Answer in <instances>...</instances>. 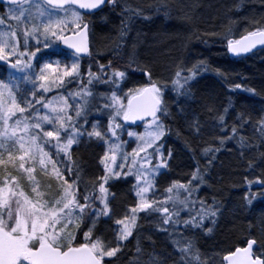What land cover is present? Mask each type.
Wrapping results in <instances>:
<instances>
[{"label":"snow or ice","instance_id":"6c2138e0","mask_svg":"<svg viewBox=\"0 0 264 264\" xmlns=\"http://www.w3.org/2000/svg\"><path fill=\"white\" fill-rule=\"evenodd\" d=\"M116 3L117 0H39L38 3L37 0H6L7 12L0 17V25L5 24L6 18L15 25L9 23L6 31H0V61L23 75L18 78L9 71V82L0 81V166L7 169L11 165L12 170L21 172L22 176L17 177L10 171L0 174V264H112V258H116L134 236L136 254L143 252L138 233L144 225L139 221L153 216L157 218L152 222L157 230L169 233L172 229L169 234L182 237L173 241L177 257L172 264H207L201 260L192 238L176 231L180 226L193 231L203 229L205 222L217 214L214 198L210 205L196 195L204 182L199 164L186 183L172 181L164 189V199L155 198L156 177L170 168L173 155L164 143L170 132L165 119L171 115L164 99L167 85L152 80L149 73L146 85L124 92L122 84L127 80L128 70L113 67L111 61L108 64L97 62L96 72L91 70L90 64L86 80L82 72L81 58L85 54L92 55L87 40L91 22L85 21V15L94 14L93 10L102 11L105 5L116 6ZM35 20L39 23H27ZM253 29L241 39L227 40V51L241 56L251 53L258 45L264 46V23L253 22ZM69 32L71 35L67 34ZM31 40H35V44H30ZM57 43L67 45L72 52L60 58L58 53L45 51ZM208 71L205 61H197L190 68L179 65L171 82L173 90L177 96L190 97L193 81L201 72ZM214 71L227 78L222 70ZM18 79L31 85L30 94L21 91ZM73 83H79V90L68 89ZM95 85H105L109 91L96 92ZM54 90H64L67 94L48 99L46 94ZM230 90L260 95L241 84ZM234 107L229 99L215 117L221 131L231 130L229 135L219 137L218 143L223 146L235 141L243 157L246 151L259 145L250 143L240 134L246 124L252 123L250 113L237 112L235 122L227 124L226 117ZM208 110L217 111L214 106ZM94 112L106 115L107 124L90 120ZM261 113L256 126L260 143L264 144V108ZM145 117L150 119L144 133L127 131L138 143L131 153L124 152L125 142L121 136L127 129L121 118L126 122ZM188 128L199 135V119L190 121ZM85 138L98 141L105 148L100 157L104 174L88 181L83 179L72 151ZM218 151L219 147L201 149L202 155L209 158V164ZM259 158L264 162V152L259 153ZM37 166L39 173L48 179L47 185L36 178ZM247 168L254 172L256 164L249 161ZM130 176L136 181L132 185L135 203L124 209L121 218H114L111 200L115 196L110 193L109 182ZM260 176H264V170ZM260 176L245 177L249 188L245 200L249 205L258 197L264 198V192H251L254 185L264 188V179ZM23 177L30 185V193L21 187ZM182 212L187 218H182ZM105 218L112 222L111 238L97 229V224ZM223 262L264 264V244L248 239L246 247H236L223 255ZM131 264L141 262L134 259ZM144 264H165V259L152 253Z\"/></svg>","mask_w":264,"mask_h":264},{"label":"trees","instance_id":"16d2710c","mask_svg":"<svg viewBox=\"0 0 264 264\" xmlns=\"http://www.w3.org/2000/svg\"><path fill=\"white\" fill-rule=\"evenodd\" d=\"M237 5L240 7L237 8ZM5 7L0 5V17L4 16ZM85 21L91 22L90 33L95 48L89 57L92 60L90 63L80 60L85 80L90 64L91 70L96 72L97 62L108 64L111 61L113 67L128 70L127 80L123 82L125 87L146 85L149 73L152 80L167 85L164 99L171 115L165 119L170 132L164 143L173 155L170 168L156 177L157 191L161 192V196L156 199H164V189L172 181L186 183L198 163L204 182L200 184L196 195L210 205L214 198V210L217 213L212 218L214 222L206 221L203 229L193 231L180 226L176 231L182 233L183 237L192 238L201 253V260L207 264H222L223 255L234 251L236 247L245 246L248 239H256L258 243L264 244V198L258 197L251 205L245 200L249 192L245 177L255 179L264 170V162L259 158V153L264 152V144L260 143L256 126L262 114L261 109L264 108V49L247 56L233 57L226 47L227 40H237L254 30L253 22L264 23V0H117L116 6L106 5L96 14L85 15ZM5 22L11 23L7 18ZM97 48L103 50L99 52ZM58 54L64 56L62 52ZM197 61H205L210 71L201 72L193 81L190 97L177 96L171 83L177 67L184 65L190 68ZM215 69L222 70L227 78L217 75ZM8 70V67L0 66V81L9 79ZM236 84L253 88L260 95L230 90ZM19 86L26 94L25 84ZM76 87L79 89V83H73L70 90H77ZM105 87L95 85L93 90L108 92L104 90ZM229 99L235 107L226 117L227 124L235 122L237 112L250 113L252 123L246 124L240 134L248 138L250 143L259 145L246 151L243 157L235 141L223 146L218 143L219 137L227 136L231 131L230 128L221 131L215 120ZM213 106L216 112L208 110ZM96 115L94 112L89 119ZM193 119L200 121L199 135L193 134L188 128ZM205 147L220 148L211 164L209 158L201 153ZM102 149L103 145L93 140L73 147V159L78 161L85 181L104 174L103 165L99 163ZM14 154L20 155L19 152ZM249 161L256 164L254 172L247 168ZM5 171L17 177L22 176L21 172L12 170L11 165L7 169L0 166V174ZM36 178L42 185H47L48 179L39 173L38 166ZM260 178L264 179V176ZM134 181V177L130 176L109 182L110 193L115 196L111 200L114 218H121L124 209L135 203L132 191ZM21 187L30 193L26 177L21 178ZM251 192H264V188L254 185ZM181 216L187 218L184 212ZM156 219L153 216L139 221L144 225L138 233L143 252L136 254L137 239L134 236L126 242L124 250L112 258V264H131L134 259L144 264L152 253L164 258L165 264H172L177 257L173 241L182 237L169 234L172 229H169V233L157 230L152 223ZM111 225L112 222L105 218L97 224V229L111 238ZM208 228L212 230L209 232L206 230Z\"/></svg>","mask_w":264,"mask_h":264},{"label":"rangeland","instance_id":"374dc122","mask_svg":"<svg viewBox=\"0 0 264 264\" xmlns=\"http://www.w3.org/2000/svg\"><path fill=\"white\" fill-rule=\"evenodd\" d=\"M39 2V0H37V3ZM36 11V9H35V7L33 8V12H35ZM7 12V7H5V13ZM10 20V19H9ZM11 21V20H10ZM11 23L13 24V25H15V22L14 21H11ZM29 25H31V23H39V21L38 20H35V21H28L27 22ZM7 24L8 23H6L5 22V24L4 25H0V31H6L7 30ZM23 26L24 25H21V27L23 28ZM67 34H70V32L69 33H67ZM21 40H22V36H21ZM91 40H92V36H91ZM30 44H35V40H31L30 41ZM94 43H93V40H92V52H94ZM98 49V48H97ZM21 50H23V49H21ZM32 50H34V49H32ZM103 49L101 48V49H98V51L99 52H101ZM46 52H52V53H58V52H63V50L61 49V46H60V43H57L56 44V46H54L52 49H50V50H45ZM91 52V53H92ZM64 53H66V52H64ZM61 58H63V56H60ZM86 61H87V63H90L92 60L90 59V58H87L86 59ZM9 71H13L14 72V74L18 77V78H20V77H22V73H19V72H15V70H8V73H9ZM9 82V79L7 80V81H5V83H8ZM18 83H19V85L20 84H25V92H26V95L27 94H30V92L32 91V88H31V85L30 84H26V83H24L22 80H20V79H18ZM76 84V83H75ZM124 84V83H123ZM122 84V88H123V91L124 92H126L127 90H128V88L129 87H125L124 85ZM73 84H70V85H68V89H70V87L72 86ZM75 89H77V90H79L77 87L75 88ZM72 90V89H71ZM104 90L105 91H108L109 89L107 88V87H105L104 88ZM60 94H64V95H66L67 94V92L66 91H62V90H59V91H57V90H54L53 92H51V93H48V94H46V97L48 96V97H50L49 99H51L53 96H56V95H60ZM125 103H127V101H126V99H125V101H124ZM43 111V110H42ZM90 120H101L102 121V123L103 124H107V116L105 115V116H100L99 114L98 115H96L95 117H92V118H90ZM121 122L123 123V121H122V118H121ZM147 124H148V121L146 122V123H144L141 127H139L138 129L137 128H128V127H126V131L123 133V135L121 136V139L125 142V144H124V146H123V151L124 152H127V153H131V151H132V149L133 148H135L136 146H137V143H138V141H137V138L136 137H129L128 135H127V131H133V132H135V133H144L145 131H146V128H147ZM89 129H90V126H89ZM93 141H95V140H93ZM86 142H89V140L87 139V138H85V139H83L82 141H81V143H86ZM98 142V141H97ZM80 143V144H81ZM104 150H105V148H104V146H103V149H102V152H101V154L99 155V163H100V157L103 155V153H104ZM119 156H118V161H119ZM101 164V163H100ZM102 165V164H101ZM134 183H136V181H134ZM133 183V184H134ZM134 193V192H133ZM135 195V194H134ZM161 196V192H159V191H157V187H156V185H155V198H158V197H160Z\"/></svg>","mask_w":264,"mask_h":264},{"label":"water","instance_id":"95a60500","mask_svg":"<svg viewBox=\"0 0 264 264\" xmlns=\"http://www.w3.org/2000/svg\"><path fill=\"white\" fill-rule=\"evenodd\" d=\"M0 5H6V0H0ZM106 6V5H105ZM104 6V7H105ZM103 7V8H104ZM81 12H83V13H87L88 12V10H84V9H79ZM100 10H93V12H94V14H96V13H98ZM68 35H71V33L70 34H68ZM244 35H246V34H244ZM244 35H242L241 37H239L238 39H241ZM237 39V40H238ZM87 40H88V43H89V48H90V52H91V50H92V40H91V34H90V28H89V34H88V37H87ZM61 44V47H62V49H64V50H67V51H72L71 49H69L68 47H67V45H64L63 43H60ZM262 49H264V46H257V48L256 49H254L251 53H249V54H244V55H241V56H247V55H250V54H252V53H254V52H257V51H260V50H262ZM231 56H233V57H241V56H235V55H232L231 53H229ZM86 57H88V55L87 54H85L82 58H86ZM0 66H7V64L5 63V62H2V61H0ZM150 118H148V117H145L143 120H136V121H126V122H124V124H125V126L126 127H141L145 122H147L148 120H149ZM247 246V244L245 245V246H242V247H246ZM254 250H256L255 249V247H254ZM224 264H226V262H224Z\"/></svg>","mask_w":264,"mask_h":264},{"label":"flooded vegetation","instance_id":"af4514ba","mask_svg":"<svg viewBox=\"0 0 264 264\" xmlns=\"http://www.w3.org/2000/svg\"><path fill=\"white\" fill-rule=\"evenodd\" d=\"M60 46H61V44H60ZM61 49H62V47H61ZM63 50V54H65L64 52H66V53H70V52H72V51H67V50H64V49H62ZM59 53V52H58ZM90 56H88L87 58H89ZM87 58H81L82 60H86Z\"/></svg>","mask_w":264,"mask_h":264}]
</instances>
